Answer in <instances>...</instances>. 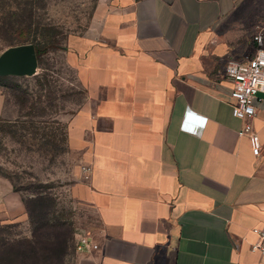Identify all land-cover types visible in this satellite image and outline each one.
Wrapping results in <instances>:
<instances>
[{"label":"crops","instance_id":"crops-1","mask_svg":"<svg viewBox=\"0 0 264 264\" xmlns=\"http://www.w3.org/2000/svg\"><path fill=\"white\" fill-rule=\"evenodd\" d=\"M260 31L264 0L97 1L67 54L87 92L68 119L88 168L72 193L99 244L77 264H264V91L256 155L226 76ZM18 223L24 196L0 174V226Z\"/></svg>","mask_w":264,"mask_h":264},{"label":"rangeland","instance_id":"rangeland-1","mask_svg":"<svg viewBox=\"0 0 264 264\" xmlns=\"http://www.w3.org/2000/svg\"><path fill=\"white\" fill-rule=\"evenodd\" d=\"M39 1L46 3V9L39 10L36 19L57 27L61 48L45 55L44 69L38 65L33 76L0 78V174L11 178L17 186L14 189L23 196L42 191L55 198L56 210L66 221L60 231L65 237H74V247L68 249L63 264H77V237L91 232L93 214L72 193V187L86 179L87 169L79 153L69 149L68 119L83 104L87 92L67 54L70 38L82 33L98 0ZM8 48L6 41L0 39V56ZM44 73L53 82L50 89H42L37 82V77ZM21 90L35 101L33 110L21 105L13 94ZM14 225L10 230L18 233L19 238L30 236V226ZM7 229L2 236L12 242L10 237H15L9 236ZM48 232L59 230L53 228ZM5 244H0V264H8Z\"/></svg>","mask_w":264,"mask_h":264},{"label":"trees","instance_id":"trees-1","mask_svg":"<svg viewBox=\"0 0 264 264\" xmlns=\"http://www.w3.org/2000/svg\"><path fill=\"white\" fill-rule=\"evenodd\" d=\"M42 9H46V3L42 1L39 4L37 0H0V39L5 40L8 47L34 44L39 67L44 69L42 64L45 55L57 48L60 49L61 43L60 37H57L60 31L55 25L36 19L38 11ZM0 78H7V76ZM37 78L42 89L52 88L53 82L49 74L44 73ZM26 93L21 90L20 93L13 94L21 105L33 110L36 103ZM13 186L17 188L15 183ZM24 202L29 217L30 236L19 238L18 233L11 232L10 229L16 225L0 227V244L7 242L4 246L8 254L7 263L63 264L69 253L68 249L74 247L72 243L74 237L70 234L65 237L60 231V227H63L66 221L56 210L55 198L47 192L40 191L24 195ZM7 228L10 230L7 234L15 237V239L10 237L12 242L6 241L9 240L8 237L4 239L2 236V231L7 232ZM53 228L58 229L59 232L49 233L48 230Z\"/></svg>","mask_w":264,"mask_h":264},{"label":"built area","instance_id":"built-area-1","mask_svg":"<svg viewBox=\"0 0 264 264\" xmlns=\"http://www.w3.org/2000/svg\"><path fill=\"white\" fill-rule=\"evenodd\" d=\"M258 47L253 56L244 61L230 60L226 65V76L233 82L231 97L233 99V114L244 121L241 135H248L253 146V152L260 154L261 144L254 131L253 119L256 116L258 93L264 91V34L262 31L254 36ZM88 171V168H86ZM257 234L252 250L264 257V230L254 229ZM99 249V244L91 232L82 234L76 241L77 253Z\"/></svg>","mask_w":264,"mask_h":264},{"label":"water","instance_id":"water-1","mask_svg":"<svg viewBox=\"0 0 264 264\" xmlns=\"http://www.w3.org/2000/svg\"><path fill=\"white\" fill-rule=\"evenodd\" d=\"M38 58L34 44L11 46L0 56V77L37 74Z\"/></svg>","mask_w":264,"mask_h":264}]
</instances>
